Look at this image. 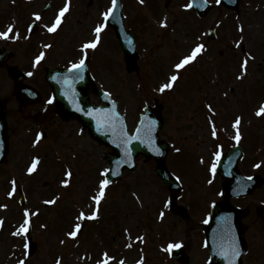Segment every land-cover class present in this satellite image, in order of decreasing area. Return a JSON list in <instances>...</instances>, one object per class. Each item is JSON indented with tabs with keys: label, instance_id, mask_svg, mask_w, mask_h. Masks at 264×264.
I'll use <instances>...</instances> for the list:
<instances>
[{
	"label": "rangeland",
	"instance_id": "obj_1",
	"mask_svg": "<svg viewBox=\"0 0 264 264\" xmlns=\"http://www.w3.org/2000/svg\"><path fill=\"white\" fill-rule=\"evenodd\" d=\"M78 1L73 4L74 13L65 16L58 35L49 39L59 37L64 44L72 35L88 38V29L100 21L96 18L100 7H85L86 0ZM143 1L123 2L124 23L137 40L136 72H125L121 51L109 29L100 36L97 50L92 53L91 70L118 101L131 127L140 108L150 104L156 94H162L154 92L155 83L162 79L166 84L172 75H178L170 94L160 99L164 105L160 138L172 147L167 155L168 170L186 186L181 185L179 192L168 191L153 174L154 163L139 157L134 171H125L119 181L106 188L99 205L100 223L87 224L91 221L78 217L82 211L89 215L97 207L92 197L97 194L106 169L104 149L85 133L75 134V123L55 124L45 142L27 151L11 150L9 161L0 167V221L6 227L0 233V264L17 258L25 260V264H100L106 259L105 254L110 258L108 264H178L168 258L169 244H180L187 252L189 264H204L200 224L209 200L216 199L219 188L217 178L210 189L205 186L207 178L214 179L206 163L213 162L218 145L227 146L234 141L225 115L209 123L213 117L207 116L206 120L204 112L216 110L233 117L235 113L264 106V0H240L238 13L217 5L216 0H208L213 10L204 19L194 16L187 0ZM79 17L83 18L81 22L77 21ZM209 28L215 29L214 40L207 39ZM200 44L204 45L203 50L177 71L175 65ZM68 55L65 53L62 58ZM244 60H248L246 73L241 67ZM209 127L215 129V136ZM242 136L247 158H255L247 132L240 139ZM257 138L259 145L260 136ZM174 147L178 153H172ZM34 155L40 161L29 173L27 164ZM69 172L71 176L66 179ZM15 184L27 194L23 209L18 208L16 194H7ZM207 192L210 194L203 197L205 204L202 195ZM169 199L178 207H188V215L169 210ZM263 199L264 185L244 205L257 206V201ZM45 201L55 203L47 205ZM24 209L35 214L31 234L35 248L28 259L24 243L15 234L18 226L12 228L5 222L19 217L18 223ZM246 220L251 226L253 217L249 214ZM76 224L83 227L75 238H70ZM261 261L264 256L261 260L252 259L258 264Z\"/></svg>",
	"mask_w": 264,
	"mask_h": 264
},
{
	"label": "snow or ice",
	"instance_id": "obj_2",
	"mask_svg": "<svg viewBox=\"0 0 264 264\" xmlns=\"http://www.w3.org/2000/svg\"><path fill=\"white\" fill-rule=\"evenodd\" d=\"M141 3H143V0H140ZM219 2V0H218ZM116 4H117V0H112V9L109 10L108 13H105V20L108 19V17L111 15L112 11L115 9L116 7ZM188 7H191V5H188ZM69 11V4L66 3L65 6L60 9L59 11V14L58 16L56 17V20H55V23L48 27V31L49 32H56L58 27L61 25L62 23V19L63 17L65 16V14ZM36 19L39 20L40 19V16L37 14L36 15ZM166 26V25H164ZM103 27L104 25H100L98 27H96L95 29V33H96V38L95 40L93 41H90L88 43H85L82 47L84 50H87V49H95L100 41V33L102 32L103 30ZM243 29H241L242 31ZM13 32V28L10 26L7 31L5 32H0V38H5L7 39L9 37V34ZM204 48V45L203 44H200L198 45L191 53V55H188L186 57H184L179 63H177L175 65V68L177 71L181 70V69H184L188 64H190L195 58L196 56L203 50ZM44 57V53H41L40 56H38L36 58V63L38 64L40 62L41 59H43ZM247 64H248V60H244L243 63H242V69L245 71H247ZM85 67V59L82 58L79 63H76V64H73L72 65V70L75 71L77 74H80L83 70V68ZM29 75H31V73H29ZM178 75H172L170 78H169V82L162 85L160 87V91L161 92H164L166 89H171L174 85V83L178 80ZM243 77H238V79H242ZM210 107V110H211V106ZM258 115L260 114H264V106H262L259 110V112L257 113ZM240 124V119L237 118L236 121H235V124H234V127L237 128V133H236V140L239 141L240 139V132H239V126ZM213 136H215V129H213ZM139 137H137L138 139ZM177 151H179V149H177ZM217 158H219L220 154L217 153ZM36 161L33 162L32 166L29 167L28 171L29 173H32L35 168H36ZM257 167H259V165H257ZM216 170V165H213L212 166V171L213 173L215 172ZM68 176H71V173H67ZM102 176L104 177H107L108 176V172L105 171L102 173ZM248 179H251V177H249ZM15 183V182H13ZM65 185H67V181L64 182ZM110 181L109 179L105 178V179H102L100 181V184H99V191L98 193L92 197V199L95 201V204H96V208L92 211L91 215H87L86 213H84L83 211L80 213L78 219L80 220H84V219H97L98 218V211H99V205H100V202L101 200L105 197V190L106 188L108 187ZM209 183H211V181H209ZM14 191V189H13ZM12 193H9V195H11ZM45 203H55V201H45ZM29 215V213L27 212V210L25 211V216L27 217ZM161 216H163V213H161ZM207 222V221H206ZM0 224H2V221H0ZM28 224H29V221L26 219L25 222H24V225L21 226V228L19 229V231L15 234L19 235V234H22V233H27L28 232ZM80 227L81 225L80 224H76L75 225V230L70 232L69 235L73 238H75L77 236V233L79 232L80 230ZM142 239V238H140ZM129 247H131V245H128ZM181 247L180 244H169L168 246V251H171L172 249L174 248H179ZM25 248H28V245L25 244ZM239 255V250L238 248H234L232 251H231V257H236ZM105 257L106 259L103 261V264H108V258L107 257V254H105ZM20 264H24L23 261L20 262ZM121 264H123V261H121ZM142 264V262H141ZM230 264H232L231 260H230Z\"/></svg>",
	"mask_w": 264,
	"mask_h": 264
},
{
	"label": "flooded vegetation",
	"instance_id": "obj_3",
	"mask_svg": "<svg viewBox=\"0 0 264 264\" xmlns=\"http://www.w3.org/2000/svg\"><path fill=\"white\" fill-rule=\"evenodd\" d=\"M88 6L99 5L102 0H86ZM96 2V3H95ZM46 4L47 9L54 6L55 0H0V32H5L9 28L8 22L14 18L16 19V30L13 26V32L9 34L7 39L0 38V52L8 55L3 63L0 71H5L7 67L15 66L20 67V70H27L29 59L27 52V42L29 39L35 41V37L39 35L37 27L33 28L31 34H29L27 26L28 9L36 11L38 6ZM37 13V12H36ZM44 14V13H43ZM15 30V31H14ZM2 53V54H3ZM25 53V54H24ZM24 54V59L22 58ZM10 99L8 88L4 81H0V101L2 102V108L5 109L7 100ZM46 118V116H44ZM262 187V186H261ZM260 187V188H261ZM259 188V189H260ZM258 191V190H256ZM255 210V209H254ZM253 210V211H254ZM250 209L247 208L246 216H243V220L250 214ZM253 214L255 222H260L257 214ZM248 228H245V235L248 232Z\"/></svg>",
	"mask_w": 264,
	"mask_h": 264
},
{
	"label": "water",
	"instance_id": "obj_4",
	"mask_svg": "<svg viewBox=\"0 0 264 264\" xmlns=\"http://www.w3.org/2000/svg\"><path fill=\"white\" fill-rule=\"evenodd\" d=\"M203 13L204 12H200V14H203ZM125 44H126V48H127V53L129 55H133V53H134L133 49L131 51H129V47L131 45V42L128 40V41H126ZM99 141L105 142L106 141V136H104V135L101 136ZM123 148H127V150H131L133 152V155L141 152L139 141L137 139H133V138H129V139L125 140V143L123 144ZM142 151H144V150L142 149ZM112 159H113V157H110V160H112ZM158 173L161 176H164L165 175L164 168H162L160 166V168L158 169ZM218 214H220L219 210L216 211V215L215 216H217ZM215 216L212 218L211 224L209 225V227L207 229V233H208V236H209L208 245L211 248L212 254L214 253V250H215L214 244H216V243H214V242H216V240L218 239L215 236L214 230L217 229V227H218V229L220 231V234H223V229L225 227L224 226V224H225L224 220L219 218L220 216L218 218L215 217ZM215 257H216V255H215ZM216 258H218V257H216ZM214 262L220 263V262H218L217 259H215Z\"/></svg>",
	"mask_w": 264,
	"mask_h": 264
}]
</instances>
